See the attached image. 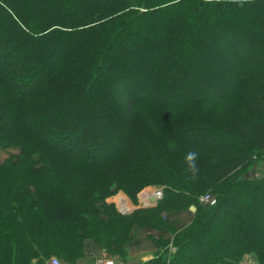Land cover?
Segmentation results:
<instances>
[{
    "label": "trees",
    "instance_id": "obj_1",
    "mask_svg": "<svg viewBox=\"0 0 264 264\" xmlns=\"http://www.w3.org/2000/svg\"><path fill=\"white\" fill-rule=\"evenodd\" d=\"M0 146V264L129 262L135 228L170 233L138 264H264V0H0Z\"/></svg>",
    "mask_w": 264,
    "mask_h": 264
},
{
    "label": "rangeland",
    "instance_id": "obj_2",
    "mask_svg": "<svg viewBox=\"0 0 264 264\" xmlns=\"http://www.w3.org/2000/svg\"><path fill=\"white\" fill-rule=\"evenodd\" d=\"M187 93H189V92H187ZM18 152H19L18 151V147H7L6 148V147H1L0 146V160H4L8 156L13 155V154H17ZM263 170H264V160H262L259 163H257V165L254 166L251 169V171L249 173V176L253 177V176H256V175H259V174L261 175L260 171H263ZM159 187L163 188V187H165V185H148V186H145L137 194L136 199H133L125 191L119 190L116 193H114L113 195H111L108 198V201L113 203V204H115L116 208L118 209V207H117L118 204L116 205V203H117L116 197H117L118 193L123 192L128 197L129 203L133 206V210L131 211V213H132L136 209L145 207L142 204V197L144 196L143 193L145 191H148V190L153 189V188H159ZM212 198L214 199L213 196H212ZM201 202H204V201H201ZM204 203L210 204V203H213V202L210 201V202H204ZM153 205H150V206H153ZM150 206H148V207H150ZM194 212H195V209L191 207L188 210H184V211L177 212V213H170V214H168V217H170L178 225H182V224L185 225L191 220ZM135 232H136V235H138L139 240L138 241L137 240H133L132 243L130 245H128L127 251L129 253L131 246L132 247L136 246V249H142V250H141L140 254H138L137 256L135 255L134 257H132V256L129 257L130 258L129 262H131V263L132 262L133 263H135V262L137 263L139 260H147V259L152 258L155 255L157 247H156L155 243L152 240L153 237H151V236H155V237H160L161 236L162 237L163 236L162 234H164V236L170 234L167 231L160 233V232H158L156 230H149V233H146V231H143V229H140V228H136V231L134 230V235H135ZM129 246H130V248H129ZM95 247H97V246H95ZM93 252H96V250H94ZM105 252L106 251H103V253H105ZM97 254H98V252H97ZM107 254H109V253H107ZM109 255H111V254H109ZM147 255H150V256H147ZM93 256H95V255H93ZM142 256H144V258ZM50 260L51 259H49L47 262H45V264H51ZM60 260L62 261L63 264H68L65 261H63L62 259H60ZM243 261L244 262H252V263H254V262L256 263L257 262L251 256V254L245 255L241 262H243Z\"/></svg>",
    "mask_w": 264,
    "mask_h": 264
},
{
    "label": "built area",
    "instance_id": "obj_3",
    "mask_svg": "<svg viewBox=\"0 0 264 264\" xmlns=\"http://www.w3.org/2000/svg\"><path fill=\"white\" fill-rule=\"evenodd\" d=\"M165 188V187H163ZM163 188H153L143 193L142 197V204L145 207L150 205L156 204L159 200L164 197V189ZM201 201L204 202H214V199L211 195L202 196ZM116 205L118 204V209L123 214H130L133 210V206L129 203L128 197L123 193L120 192L117 194L116 197ZM51 264H63L62 261L57 257H52L50 260ZM84 264H138V263H131V262H124L122 261L119 256L109 255L106 252L101 254L100 256L96 257L94 261L85 262Z\"/></svg>",
    "mask_w": 264,
    "mask_h": 264
},
{
    "label": "clouds",
    "instance_id": "obj_4",
    "mask_svg": "<svg viewBox=\"0 0 264 264\" xmlns=\"http://www.w3.org/2000/svg\"><path fill=\"white\" fill-rule=\"evenodd\" d=\"M208 3H212L213 0H206ZM234 3H238L243 6L248 0H233ZM199 159V153L196 150H189L184 156L185 171L188 179L195 181L199 176V166L197 161Z\"/></svg>",
    "mask_w": 264,
    "mask_h": 264
},
{
    "label": "crops",
    "instance_id": "obj_5",
    "mask_svg": "<svg viewBox=\"0 0 264 264\" xmlns=\"http://www.w3.org/2000/svg\"><path fill=\"white\" fill-rule=\"evenodd\" d=\"M135 231H136V228H135ZM135 240H139V237L138 235H136V232H135ZM130 248V246H129ZM132 248V249H131ZM130 248V251H129V256H132L134 257L135 255L137 256L138 254H140L141 250L142 249H136V246L135 247H132L131 246ZM94 250H96V252H93ZM97 252L98 254H102L103 253V250H100V248L98 247H95V244H93V242L91 240H88L87 243H86V255L83 259H81L78 263L76 264H84L88 259H90L91 257H93V255H97ZM147 256H150V255H147ZM144 258V256H142ZM240 264H256L255 262L252 263V262H240Z\"/></svg>",
    "mask_w": 264,
    "mask_h": 264
},
{
    "label": "water",
    "instance_id": "obj_6",
    "mask_svg": "<svg viewBox=\"0 0 264 264\" xmlns=\"http://www.w3.org/2000/svg\"><path fill=\"white\" fill-rule=\"evenodd\" d=\"M263 175H261V177H262Z\"/></svg>",
    "mask_w": 264,
    "mask_h": 264
}]
</instances>
